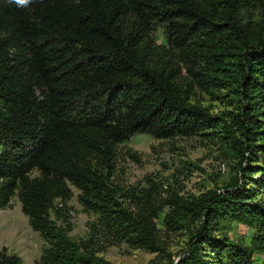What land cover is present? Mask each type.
Here are the masks:
<instances>
[{
    "label": "trees",
    "instance_id": "obj_1",
    "mask_svg": "<svg viewBox=\"0 0 264 264\" xmlns=\"http://www.w3.org/2000/svg\"><path fill=\"white\" fill-rule=\"evenodd\" d=\"M227 85L233 111L211 113L196 98ZM219 128L240 175L166 213L169 228L182 213L200 220L170 264H264L217 233L220 218L244 221L264 251V0H0V209L20 198L46 242L37 264H109L96 252L121 241L160 249L163 207L116 183L120 147L135 133ZM71 184L98 214L87 239L70 236ZM0 264L29 263L4 246Z\"/></svg>",
    "mask_w": 264,
    "mask_h": 264
},
{
    "label": "rangeland",
    "instance_id": "obj_2",
    "mask_svg": "<svg viewBox=\"0 0 264 264\" xmlns=\"http://www.w3.org/2000/svg\"><path fill=\"white\" fill-rule=\"evenodd\" d=\"M154 35L158 41H166L162 27H158ZM197 93L196 98L211 113L223 115L235 110L238 105V96L231 85L199 89ZM223 135L220 128L209 130L206 135H178L171 138L135 133L122 144L115 181L128 193H150L155 204L163 207L157 221L165 239L162 247L155 251L121 241L99 250L97 255L109 261V264H170L171 259L177 260L189 247L200 220L182 213L177 227L169 228L164 223L166 213L176 207V201L192 199L208 189L223 190L226 184L240 175V157L232 141ZM133 151L137 152L139 158L131 155ZM71 186L74 195L67 202L73 224L70 236L76 240L87 239L90 236L88 222L96 219L98 214L84 209L78 200L80 189L74 184ZM260 195L264 196V192ZM217 223V233L231 241L248 245L254 251L255 261L264 262V251L253 240L256 231L253 225L231 218H220ZM45 245L43 236L31 226L29 216L22 210L20 198L15 195L8 206L0 209V248L6 246L10 252L18 253L26 263L37 264ZM96 245L100 247L102 242Z\"/></svg>",
    "mask_w": 264,
    "mask_h": 264
},
{
    "label": "clouds",
    "instance_id": "obj_3",
    "mask_svg": "<svg viewBox=\"0 0 264 264\" xmlns=\"http://www.w3.org/2000/svg\"><path fill=\"white\" fill-rule=\"evenodd\" d=\"M9 4H14L19 8H27L32 3V0H8Z\"/></svg>",
    "mask_w": 264,
    "mask_h": 264
}]
</instances>
